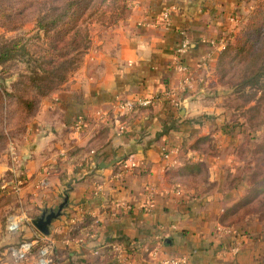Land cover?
<instances>
[{"label":"crops","instance_id":"1","mask_svg":"<svg viewBox=\"0 0 264 264\" xmlns=\"http://www.w3.org/2000/svg\"><path fill=\"white\" fill-rule=\"evenodd\" d=\"M256 2L130 0L123 19L92 24L80 67L40 99L25 131L0 155V264H36L34 256L14 262L8 248L38 232L31 218L44 208L56 210L64 196L68 204L50 235L55 264H120L123 257L156 264L149 253L154 248L162 257L186 256L188 264H264V223L245 218L232 225L242 240L236 254L225 253L232 236L215 232L239 198L226 183L233 171V141L202 116L211 109L207 94L219 54L206 41L229 36L235 28L230 18L243 19ZM163 10L169 13L166 25L160 21ZM182 38L189 43L183 56L192 77L187 91L173 71ZM143 96L156 100L126 114L114 112L118 98ZM170 98L186 101L184 116ZM98 111H108L109 117L99 120ZM78 116L86 124L75 131ZM206 134L217 139L220 155L194 147ZM128 159L135 166L117 176ZM201 161L209 166L210 187H183L180 178ZM41 172L47 173L42 188L37 185ZM16 181L21 203L11 190ZM114 202L129 208L117 209ZM21 211L29 222L9 232L8 215ZM86 222L83 232L75 231Z\"/></svg>","mask_w":264,"mask_h":264},{"label":"rangeland","instance_id":"2","mask_svg":"<svg viewBox=\"0 0 264 264\" xmlns=\"http://www.w3.org/2000/svg\"><path fill=\"white\" fill-rule=\"evenodd\" d=\"M66 1L0 0V35L11 37L27 34L34 28L40 11L50 9L51 6H63ZM256 4L257 2L254 7ZM111 19L112 14L109 11L100 15L99 12L92 14L85 22L89 36H91L92 24L109 25L111 23L108 21ZM243 24L244 22L231 30L228 43L234 41L236 33L241 30ZM40 46L41 41L35 40L30 43L29 48L37 50ZM229 50L226 53H229ZM225 55L220 57L218 64L216 60L214 65L209 81L211 90L207 94L210 98L208 107L211 109L208 114L204 113L202 116L214 123L215 127H213L223 138H231L233 141L231 153L234 165L233 171L226 175V183L235 188L239 196L238 201L229 208L233 211L234 220L248 218V221L254 220L263 224L264 190L261 186L264 185V75L257 84L238 86L237 82L241 78L244 79L258 68L259 54L254 53L250 56L251 64H247L248 59L246 65L240 64L238 60L229 61L224 57ZM24 68L26 64L22 59L7 62L3 68L0 66V83L6 90L11 89L10 85L17 80V73ZM4 100L0 109V118L4 116L5 119L3 122L0 121V131L4 130L7 137L6 140H0V155L6 153L8 145L16 135L25 131L30 119H28L29 114L20 104L14 100L8 101L6 98ZM39 101L34 109H30L31 116L37 110ZM216 141L217 139L211 134H206L195 141L198 143L195 145L197 144L201 151L209 155H218L219 151L216 148L219 147ZM200 164L199 169L194 168L197 171L194 170L190 174L185 172L184 175L186 178L195 176L202 187L208 188L211 177L209 166L204 161Z\"/></svg>","mask_w":264,"mask_h":264},{"label":"trees","instance_id":"3","mask_svg":"<svg viewBox=\"0 0 264 264\" xmlns=\"http://www.w3.org/2000/svg\"><path fill=\"white\" fill-rule=\"evenodd\" d=\"M129 3L130 0H67L63 6H51L50 9L40 11L34 28L27 34L11 37L0 35V66L3 68L7 62L20 59L26 64V68L17 73V80L10 85L11 89L6 90L0 83V109L5 98L8 101L14 100L29 114V119L32 113L30 109L35 108L39 98L49 97L80 67L90 46V36L85 25L87 18L96 12L100 15L109 11L112 19L108 22L113 23L125 17ZM243 22L234 41L228 43L217 57V64L220 57L226 54L224 57L229 61L238 60L240 64L246 65L248 59L247 64H251L250 56L259 54L258 68L244 79L241 78L237 82L238 86L257 84L264 75V0H257ZM35 40H40L41 46L37 50H30V43ZM228 50L230 52L226 53ZM4 119L2 116L0 121ZM6 137L4 130H1L0 140H6ZM197 144L194 147L200 150ZM200 166V162L195 164L197 169ZM179 182L186 188L195 187L199 183L195 176L180 178ZM261 188L264 190V185ZM232 212L229 210L226 214L224 225L232 226L243 220L235 221ZM86 226L87 222L81 223L75 231L83 232Z\"/></svg>","mask_w":264,"mask_h":264},{"label":"built area","instance_id":"4","mask_svg":"<svg viewBox=\"0 0 264 264\" xmlns=\"http://www.w3.org/2000/svg\"><path fill=\"white\" fill-rule=\"evenodd\" d=\"M160 21L162 24H167L169 20V13L167 10H163L160 14ZM230 22L234 23V27H239L243 20L238 17H231ZM230 37H223L220 39H209L206 41L207 45L213 51L221 52L225 46L228 44ZM189 49V43L186 38H182L174 50L173 59V71L180 77L179 87L182 90L187 91L192 87V77L189 74V68L183 61V56ZM165 96L170 97L171 93L167 92ZM156 100L155 96H143L134 99H121L118 98L113 106L114 112L118 114H126L137 108L146 107L151 105ZM171 106L178 107L180 101L178 99L170 98ZM96 115L99 120L107 119L109 117L108 111H98ZM86 124V120L82 116H78L72 127L75 131H80ZM135 166V162L132 159L125 160L121 163L120 172L117 176H121L127 171L131 170ZM41 177L38 180V187L42 188L47 185V173L41 172ZM21 182L16 181L11 190L15 194L19 203H21ZM114 207L117 209H128L129 205L126 202H114ZM29 222L26 217L25 212L21 211L19 214H10L6 219V229L9 232H15L19 229L21 224ZM75 222V220H74ZM215 232L219 237L232 236V241L229 244L228 251L230 253L236 254L239 252L242 240L239 234L236 233L232 226L227 225H217ZM69 240H65L64 244H68ZM55 240L51 236L43 235L42 233L34 232L33 235L25 240L18 242L8 248V253L14 262H23L28 260L30 257L34 256L36 264H55L54 258ZM151 259L156 264H188V259L186 256H160L157 248L152 249L150 252ZM120 264H137L134 259L129 257L120 258Z\"/></svg>","mask_w":264,"mask_h":264},{"label":"water","instance_id":"5","mask_svg":"<svg viewBox=\"0 0 264 264\" xmlns=\"http://www.w3.org/2000/svg\"><path fill=\"white\" fill-rule=\"evenodd\" d=\"M185 113L186 101H182L179 103V114L184 116ZM118 161V159H115L110 164L101 163L100 167L104 168L105 166L111 165ZM67 204L68 197L64 196L63 201L59 204L56 210L44 208L38 216L31 218L32 225L43 235L50 236L52 230V223L56 219L60 218V216L62 215V209L65 208Z\"/></svg>","mask_w":264,"mask_h":264}]
</instances>
